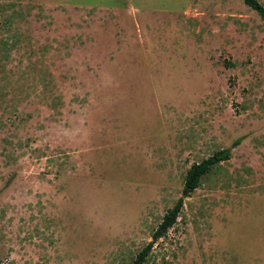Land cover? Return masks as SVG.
<instances>
[{
    "label": "rangeland",
    "instance_id": "1",
    "mask_svg": "<svg viewBox=\"0 0 264 264\" xmlns=\"http://www.w3.org/2000/svg\"><path fill=\"white\" fill-rule=\"evenodd\" d=\"M264 5V0H259ZM264 264V19L244 0H0V257Z\"/></svg>",
    "mask_w": 264,
    "mask_h": 264
},
{
    "label": "trees",
    "instance_id": "2",
    "mask_svg": "<svg viewBox=\"0 0 264 264\" xmlns=\"http://www.w3.org/2000/svg\"><path fill=\"white\" fill-rule=\"evenodd\" d=\"M251 8L256 10L264 19V5L259 0H244ZM240 139H237L232 147L216 151L213 155L194 163L187 171L183 195L179 197L175 205L170 208L163 217L162 222L153 234V240L138 254L134 264H143L154 247V243L161 237L165 236L169 229L178 221L179 216L184 208L185 198L190 197L192 193L201 185L202 179L209 174L214 167L232 157V149L239 145ZM0 264H4L0 257Z\"/></svg>",
    "mask_w": 264,
    "mask_h": 264
}]
</instances>
